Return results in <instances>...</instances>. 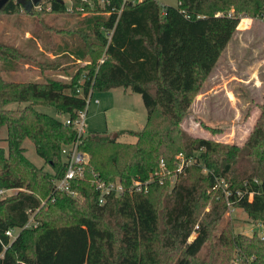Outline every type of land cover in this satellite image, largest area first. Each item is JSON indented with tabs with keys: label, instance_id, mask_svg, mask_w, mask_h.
<instances>
[{
	"label": "trees",
	"instance_id": "obj_1",
	"mask_svg": "<svg viewBox=\"0 0 264 264\" xmlns=\"http://www.w3.org/2000/svg\"><path fill=\"white\" fill-rule=\"evenodd\" d=\"M42 2L51 3L49 11L78 16L83 40L73 39L76 33L64 39L41 79H6L2 72L18 67L13 59L0 67V127L7 126L8 141V150L0 147V264H165L168 249L179 246L174 264H225L230 252L242 264L264 250L260 232L236 230L228 214L231 202L264 224V109L242 142L195 136L182 126L242 16L264 14V0H110L86 6L84 15L67 11L64 0ZM21 6L7 0L0 9L15 13ZM15 54L29 56L15 46L0 48L1 57ZM46 56L42 50L40 59ZM88 56L92 65L77 63ZM117 86L141 93L147 108L142 128L118 131L135 135L133 142L108 131L79 137L65 119L36 107L51 104L74 117L91 91ZM10 102L27 104L6 107ZM26 138L52 170L26 155ZM77 139L90 159L73 196L53 179L65 169L63 147ZM179 152L196 159L173 185L168 175L148 191L99 202L93 177L129 185L155 172L162 158L175 166ZM32 213L37 223L26 225ZM10 228H19L13 238Z\"/></svg>",
	"mask_w": 264,
	"mask_h": 264
},
{
	"label": "rangeland",
	"instance_id": "obj_2",
	"mask_svg": "<svg viewBox=\"0 0 264 264\" xmlns=\"http://www.w3.org/2000/svg\"><path fill=\"white\" fill-rule=\"evenodd\" d=\"M42 1V7L38 8L34 6L31 12H27L23 6L15 13H7L0 9V48L15 46L29 54V56L15 54V56L6 58L0 55V67L5 64V61L10 59L19 63L18 67L16 66V70L2 72V75L6 79L30 80L43 78L48 73L45 70L46 67H49L45 63L51 62V58L55 56L54 50L62 44L64 39L67 40L69 37L71 40L72 34L76 33L73 39L77 41L79 39L83 40L82 33L80 34L76 29L75 21L79 18L78 16L49 11L47 9L48 3ZM69 1L67 0V2ZM158 1L173 5L178 3V0ZM82 14L86 13L82 12ZM251 17H253L254 22L250 26V29L248 28L250 31L244 36L247 42V44H244V51L241 52L240 49H235L233 52L235 68L233 64L229 65L225 63L226 60L223 59L221 60L222 63L219 64V69H223V71L218 72L220 75L228 76L230 74L228 70L233 68V71H237L239 76H243L240 74L243 64L246 63L248 65L250 61H254L251 70L247 71L244 76H252L255 81L247 85L237 81L232 85L234 93L237 96V111L227 101V97L223 91L215 93V95L211 94L208 97V111L202 109L201 100H195L182 121V126L195 136L212 138L221 142H242L254 124L256 117L264 109V14ZM84 40L86 41L87 38ZM234 43L236 44L237 41ZM258 45H260L259 49H257ZM42 50L47 53L44 60L40 59ZM253 50H256V55ZM102 58H104L103 51L99 55V61ZM91 61L93 63L94 60L88 56L86 60H77V63L92 65ZM53 73L60 78H67L65 75ZM212 82L207 77L200 86V91L206 90ZM26 104L27 102H10L6 107L17 108L23 107ZM36 107L41 111L48 112L62 119L68 116L67 113L60 114L56 107L51 104H36ZM86 109L88 130L108 131L112 134L118 133V131L123 129H140L144 126L147 119V108L141 93L125 86L95 90ZM118 138L122 141L133 142L136 141L137 137L131 133L123 132L118 135ZM24 146L26 148V155L35 164L52 170L51 165L37 152L35 143L31 138L25 139ZM0 147L8 150L7 126L5 124L0 127ZM156 171L159 172V166L156 168ZM12 191H15V189L7 190V192ZM44 202L45 198L42 197V203ZM228 214L232 217L236 230L248 233L257 230L261 235H264V224L255 222L246 211L236 208L231 213L228 210ZM35 222L32 213L31 224H35ZM18 232L19 228H16L15 233ZM207 246L208 244L200 252L201 258L206 253ZM181 252L180 246L174 251L168 249V252L163 257L166 259L165 264H174L176 257ZM230 254L225 264H237V262H240V259L237 258L232 257L230 259ZM213 264L222 263L215 262ZM242 264H264V250L255 249L249 256L248 261Z\"/></svg>",
	"mask_w": 264,
	"mask_h": 264
},
{
	"label": "built area",
	"instance_id": "obj_3",
	"mask_svg": "<svg viewBox=\"0 0 264 264\" xmlns=\"http://www.w3.org/2000/svg\"><path fill=\"white\" fill-rule=\"evenodd\" d=\"M67 5V11L75 12L82 11L86 13V6H90L91 8H95V6H106L110 0H64ZM139 0H122V4L124 5L127 2H136ZM35 7L41 8V2L35 5ZM47 9H51V3H48ZM109 12V11H108ZM102 58L100 61H103ZM93 95V91L90 92L88 97V102L91 100V96ZM87 107L77 111L76 116L71 117L67 116L65 118L66 123L72 124L79 137L86 134L89 130L87 129ZM80 140L77 139L71 142L68 145H65L62 149L65 155V169L64 172L58 176H55L53 179L54 186L57 190L67 191L73 196L78 194V191L73 189V183L78 178H83L86 175V168L89 163V153L80 148ZM195 156L191 155L187 157L183 152H179L176 157V165L173 167H169L166 160L162 158L159 163V172H152L146 179L141 178H133L129 185L125 184V182L120 179H107L102 177H93L92 181L95 188L98 191V198L100 203H104L108 200V198L112 196H121L128 192L134 191H148L153 181L159 180L161 183L165 180V177L169 175L171 184L173 185L177 180L180 173L185 172V168L187 165L195 161ZM224 181V179L222 180ZM4 190L0 188V193ZM236 207L229 202V213L235 210ZM37 222H35L36 224ZM26 225H31V219L28 221ZM199 227V225H196ZM6 233L12 238L17 235L15 233V229L10 228L6 231ZM193 236V234H192ZM264 237V235H262Z\"/></svg>",
	"mask_w": 264,
	"mask_h": 264
},
{
	"label": "crops",
	"instance_id": "obj_4",
	"mask_svg": "<svg viewBox=\"0 0 264 264\" xmlns=\"http://www.w3.org/2000/svg\"><path fill=\"white\" fill-rule=\"evenodd\" d=\"M253 22H254V19L251 16L242 17L238 25L237 31L234 33V35L228 42L227 46L224 48L223 52L218 58L216 65L214 66L212 72L208 76V79H210V81H213L212 84L206 90L200 91L196 95L195 100L199 99L202 101L201 102L202 109L208 111L209 110V105L207 104L208 97L211 94L215 95V93H218L221 91H223L224 94L226 95L227 101L230 102V105L236 108L237 107V104H236L237 96L234 93L235 91L232 88V85H234V83H236L237 81L245 85H247L248 83H254L255 80L254 78H252V76H248V77L244 76V74H246L247 71L251 70V67L254 61H250L248 65L246 63L243 64V68L241 67V70H240L241 72L240 74L243 76H239L238 75L239 73L237 71L236 72L233 71V68L231 70L230 69L228 70V72H230L228 76L220 75L218 72V71L220 72L223 71V69L222 70L219 69V64L222 63L221 60L223 59L226 60L225 63H228L229 65L233 64V67L235 68V63L233 61L234 60L233 52L235 51V49H240L241 52L244 51V44H247V42L244 39V36L247 34L248 31H250L248 30V28L250 29V26L252 25ZM235 41H237L236 44L234 43ZM259 47L260 45L257 46V49H259ZM253 51H255V55H256V50H253ZM250 59H252V57H250ZM218 76H221V77H218ZM236 111H237V108H236Z\"/></svg>",
	"mask_w": 264,
	"mask_h": 264
},
{
	"label": "water",
	"instance_id": "obj_5",
	"mask_svg": "<svg viewBox=\"0 0 264 264\" xmlns=\"http://www.w3.org/2000/svg\"><path fill=\"white\" fill-rule=\"evenodd\" d=\"M7 0H0V7L3 6V4L6 2ZM21 5L28 11H30L33 7V5H37L41 0H18ZM114 136H117L118 133L113 134Z\"/></svg>",
	"mask_w": 264,
	"mask_h": 264
}]
</instances>
